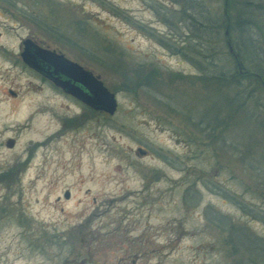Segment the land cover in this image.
<instances>
[{
  "label": "rangeland",
  "instance_id": "1",
  "mask_svg": "<svg viewBox=\"0 0 264 264\" xmlns=\"http://www.w3.org/2000/svg\"><path fill=\"white\" fill-rule=\"evenodd\" d=\"M222 7L0 0V264H253L264 126L225 118L192 41ZM27 39L100 78L115 115L28 68Z\"/></svg>",
  "mask_w": 264,
  "mask_h": 264
},
{
  "label": "trees",
  "instance_id": "2",
  "mask_svg": "<svg viewBox=\"0 0 264 264\" xmlns=\"http://www.w3.org/2000/svg\"><path fill=\"white\" fill-rule=\"evenodd\" d=\"M193 26L200 33L192 41L205 39L207 43V68L199 67L204 73L200 80L223 97L225 118L236 120L249 113L264 126V5L223 0L220 12L203 22L194 20ZM251 240L256 241L257 251L251 256L252 263L264 264V241Z\"/></svg>",
  "mask_w": 264,
  "mask_h": 264
},
{
  "label": "water",
  "instance_id": "3",
  "mask_svg": "<svg viewBox=\"0 0 264 264\" xmlns=\"http://www.w3.org/2000/svg\"><path fill=\"white\" fill-rule=\"evenodd\" d=\"M21 58L28 68L87 107L110 116L118 111L116 95L109 91L101 79L63 54L45 49L27 39L23 42ZM7 147L14 148L15 141L9 140ZM66 198H70L69 193Z\"/></svg>",
  "mask_w": 264,
  "mask_h": 264
}]
</instances>
